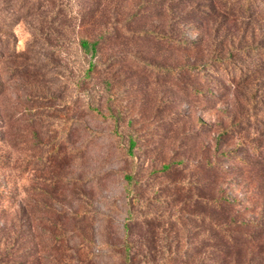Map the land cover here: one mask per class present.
<instances>
[{
    "label": "rangeland",
    "instance_id": "obj_1",
    "mask_svg": "<svg viewBox=\"0 0 264 264\" xmlns=\"http://www.w3.org/2000/svg\"><path fill=\"white\" fill-rule=\"evenodd\" d=\"M213 1L52 0L27 15L0 3L16 47L0 46L12 264H128L127 247L132 264H264V62L241 52L264 50V20H228ZM215 56L248 77L224 86L183 71ZM225 192L226 213L202 203ZM222 216L225 251L206 221Z\"/></svg>",
    "mask_w": 264,
    "mask_h": 264
},
{
    "label": "trees",
    "instance_id": "obj_2",
    "mask_svg": "<svg viewBox=\"0 0 264 264\" xmlns=\"http://www.w3.org/2000/svg\"><path fill=\"white\" fill-rule=\"evenodd\" d=\"M41 1H52V0H0V3H6L7 6L11 8L12 10H15L16 12H19L20 15H27L32 12L34 9L36 3H40ZM60 1V0H59ZM61 7H58L59 9H56L59 14L60 8H62L63 1L59 2ZM212 3H214L213 7L210 8L211 13L216 14L220 12V14L227 18L228 20H236V19H254V18H260L264 20V0H215ZM58 5V3H57ZM52 6H55L52 5ZM66 6H64V9ZM1 10V7H0ZM7 32H3L2 29H0V46L6 50H10L11 52L15 51V39ZM153 34V33H152ZM158 39H169L167 35L165 34H155ZM176 43L182 44L183 46L190 47L192 44H189L185 41H175ZM81 46L87 50L92 51V53H96L98 51L99 46V40L89 41L88 39H81L80 41ZM7 44V46H6ZM10 46L8 47V45ZM259 49V50H258ZM245 57L251 58L252 55H258L260 56V60L264 62V50L260 47L250 46L242 49L241 51ZM235 56H230L227 58H222L220 56L211 57L209 61L206 63H198L195 65H185L183 67V71H186L191 76L199 77L203 80H206L208 82H214V84H240L243 83L245 78L248 77L246 72L244 71V68L239 65V61L237 59H234ZM262 62V64H263ZM264 67V65H262ZM170 71L174 70L173 68L169 69ZM252 72V71H250ZM219 77L222 81H216L214 78ZM243 81V82H242ZM200 90H197L196 93H200ZM135 144L134 142H131V146L133 147ZM254 149V147L252 148ZM240 159V158H238ZM205 166L209 169L215 168V165H212L210 163H206ZM167 169V166H165ZM202 203L209 205L213 207L212 209H215L218 212L226 213V211L230 210V206L234 205L236 202H232V199L230 196L225 192L222 193V195L214 196L211 199H206L202 201ZM201 215H197L199 217ZM202 218L206 219V216L202 215ZM132 219H130L131 222ZM209 221V224H211L212 228L215 229L216 233L219 236V240L222 245V250L225 251L227 248V243L224 242L226 237H229V228L233 227V221H228L227 216L222 217H215ZM235 226L236 224H240L237 221H234ZM130 229V226H129ZM3 244L6 243L5 241H2L0 239V264H12L10 260L6 258V255L2 252ZM11 246V245H10ZM131 254L130 247L126 248V259L128 261V264L133 263V258L129 255Z\"/></svg>",
    "mask_w": 264,
    "mask_h": 264
}]
</instances>
